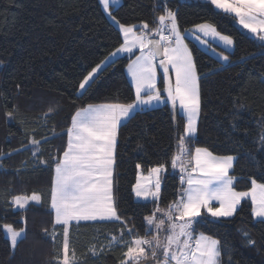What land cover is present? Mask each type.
Segmentation results:
<instances>
[{"label": "trees", "instance_id": "trees-1", "mask_svg": "<svg viewBox=\"0 0 264 264\" xmlns=\"http://www.w3.org/2000/svg\"><path fill=\"white\" fill-rule=\"evenodd\" d=\"M165 6L176 12L182 32L208 22L234 41V49L225 51L229 60L224 64L186 40L200 75L202 100L197 135L190 147L236 156L231 172L237 177L236 190H248L249 177L264 183L260 139L264 135V42L243 31L234 17L201 0H123L111 12L122 24L147 22L154 29ZM122 41L120 30L98 0H0V264H55L62 227L55 226V247L44 231L51 233L54 223L50 209L53 158L62 155L66 129L78 108L134 101V88L125 71L128 57L115 59L82 96L78 92L84 77ZM159 85L163 89L162 78ZM185 123L178 111L165 104L137 110L120 128L115 196L122 216L130 218L141 236L147 227L144 217L178 197L179 171L171 168V158ZM32 139L41 142L35 156ZM161 163L167 171L159 201L135 200L132 186L137 173ZM33 193L41 195L40 204L33 203L26 210L13 207V197ZM252 207L250 200H244L234 216L219 219L202 211L194 225L196 233L220 242L222 264H264V223L253 217ZM6 224L26 228V238L15 250L4 233ZM118 230L116 223L81 222L76 227L73 222L71 258L74 250L76 264H119L124 249L98 256L89 251L93 245L97 250L107 246L109 236Z\"/></svg>", "mask_w": 264, "mask_h": 264}, {"label": "snow or ice", "instance_id": "snow-or-ice-1", "mask_svg": "<svg viewBox=\"0 0 264 264\" xmlns=\"http://www.w3.org/2000/svg\"><path fill=\"white\" fill-rule=\"evenodd\" d=\"M205 2L219 12L234 17L244 29L264 42V0ZM100 3L124 37V43L110 56L114 58L119 53H132L133 48L139 47L140 55L128 65L136 99L127 104H88L78 108L71 116L65 133L66 147L62 155L53 158L54 174L50 189L53 231L48 233L47 229L44 230L46 235H51L55 247V226L62 227L63 240L61 249L53 257L55 264H76L74 250L70 258L69 237L73 222L76 227L81 222L118 224V233L109 236L107 246L101 245L97 250L93 245L89 251L98 256L114 248L124 249L119 264H222L220 242L203 233L194 237V225L202 216V210L203 214L214 218L234 216L245 198L251 199L253 217L264 223V183L249 177L251 187L247 191H237L234 187L237 177L230 174L236 156H218L207 147H195L194 150L190 147L198 131L202 100L200 75L185 40L190 35L215 52L208 38L224 49L233 46V39L221 34L214 24L208 22L181 32L176 12L166 6L163 14L158 16L154 29L147 22L139 26L121 24L110 11V5H119L120 0H100ZM137 27L140 28V35L130 43L129 36L134 35ZM152 36L159 39L150 38ZM218 55L223 61L229 59L223 52ZM157 67L163 70V89L157 87ZM100 68L101 65H97L84 77L79 85L81 96L87 90L86 85L91 87L95 82L94 73ZM165 101L171 104L174 113L178 106L179 113L186 119L183 134L178 139L177 152L171 158V168L179 169L181 188L177 199L168 205L167 210L156 206L150 215L144 217L147 227L145 235L141 236L135 231V224L130 223V218H125L120 212L114 193V155L120 128L132 118L136 108ZM52 111L49 109V113ZM8 115L11 117L12 114ZM260 139L264 145V135ZM30 143L35 146V156L41 151V142L32 139ZM136 168L139 170L141 165L137 164ZM165 171V164L161 163L149 169L148 177L138 172L136 183L132 186L135 196L159 201L161 174ZM153 177L154 186L150 187ZM41 199V195L36 193L18 195L12 198V205L26 210L30 201L40 204ZM213 201H217L219 206H213ZM4 228L10 246L15 250L18 243L26 238V228L15 230L10 224L4 225ZM161 233L165 234L163 239ZM249 243L255 242L249 239Z\"/></svg>", "mask_w": 264, "mask_h": 264}, {"label": "crops", "instance_id": "crops-1", "mask_svg": "<svg viewBox=\"0 0 264 264\" xmlns=\"http://www.w3.org/2000/svg\"><path fill=\"white\" fill-rule=\"evenodd\" d=\"M122 1L123 0H120V4L119 5H110V11L112 10V8H116V7H118V6H120L121 4H122ZM201 1H204V0H201ZM101 4V3H100ZM101 6V5H100ZM102 8V7H101ZM113 15V14H112ZM112 19V18H111ZM110 20V19H109ZM236 20V19H235ZM118 29H119V27H118V25H117V23L116 22H114L113 21V19L112 20H110ZM236 23L239 25V27L243 30V31H245L247 34H249L250 36H252V37H255L252 33H250L247 29H244L239 23H238V21L236 20ZM122 24V23H121ZM126 25V24H125ZM131 25H135V24H131ZM194 27V26H193ZM193 27H191L190 29H188V30H191V29H193ZM217 29V28H216ZM140 30H137V28L136 29H134V35L133 34H130V36H129V42L131 43L134 39H135V37L136 36H139L140 35V32H139ZM218 31V30H217ZM182 32V31H181ZM220 32V31H219ZM121 33V32H120ZM221 33V32H220ZM221 34H223V33H221ZM121 35H122V38H123V41H122V43H124V37H123V34L121 33ZM223 35H225V34H223ZM155 37H157V38H159L158 36H152V37H150V38H155ZM202 38H204V37H202ZM256 38V37H255ZM187 39H190V40H192L193 42H195L201 49H203L204 51H206V52H208L209 54H211L212 56H214L215 58H217L218 60H220L222 63H227L228 62V60L227 61H223V60H221L220 59V57H219V53H221V52H223V54L224 55H226V56H228L227 54H226V52L225 51H228V52H230V51H232L233 49H234V43H233V46L232 47H230V48H228V49H224L223 48V46L221 45V46H218L217 45V42L215 41V40H211L210 38H208L209 40H210V42L212 43V46L216 49L215 50V52H213V51H211L208 47H206L205 45H203V44H201V43H199L198 41H196L192 36H188L187 37ZM186 39V40H187ZM258 39V38H257ZM185 40V43L187 44V41ZM259 40V39H258ZM234 42V41H233ZM188 45V44H187ZM217 46V47H216ZM120 47V46H119ZM218 47H220V48H218ZM188 48H189V46H188ZM117 49V48H116ZM116 49L114 50V51H112L111 53H113V52H115L116 51ZM190 49V48H189ZM110 53V54H111ZM138 55H140V50H139V47H135V48H133V51H132V53H127V52H125V53H119V54H117V56L116 57H112L111 58V62H112V60L114 59H118V58H121V57H128L129 58V60H128V63H127V65H126V68H125V71H126V75H127V77H128V79H129V81L131 82V84L133 85V82H132V78H131V76H130V74H129V72H128V65L133 61V60H135L136 59V56H138ZM110 56V55H109ZM110 62V63H111ZM173 75V79H174V74H172ZM162 77H161V73H160V71H159V69H158V67H157V87H159L160 88V85H159V81H160V79H161ZM133 88H134V85H133ZM134 93H135V88H134ZM135 99H136V97L134 98V101L133 102H135ZM130 103H132V102H130ZM160 103H164V102H160ZM159 103V104H160ZM96 104H103V103H96ZM121 104H123V103H121ZM127 104V103H126ZM146 106V107H145ZM86 107V106H85ZM150 107H153L152 105H141V106H138L137 108H136V110L134 111V112H136L137 110H139V109H145V108H150ZM154 108V107H153ZM177 109H178V112H179V108H178V106H177ZM133 112V113H134ZM132 113V114H133ZM199 122V121H198ZM197 135V134H196ZM113 174H114V172H113ZM230 174H231V172H230ZM165 175V174H164ZM212 204H213V206H219V203L217 202V201H213L212 202ZM214 218V217H213ZM217 219H219V218H217Z\"/></svg>", "mask_w": 264, "mask_h": 264}, {"label": "rangeland", "instance_id": "rangeland-1", "mask_svg": "<svg viewBox=\"0 0 264 264\" xmlns=\"http://www.w3.org/2000/svg\"><path fill=\"white\" fill-rule=\"evenodd\" d=\"M99 1V3H100V0H98ZM205 1V0H204ZM101 5V7H102V9H103V5L102 4H100ZM103 11H104V9H103ZM104 13L106 14V16L110 19V20H112L111 19V17L108 15V13L107 12H105L104 11ZM135 25H141V24H135ZM138 28V27H137ZM140 32V31H139ZM255 38V37H254ZM257 39V38H256ZM110 55V54H109ZM107 56L100 64H98V65H101V68L100 69H97V73H94V77H96L100 72H101V70H103V68H105V66H107L108 64H110V60H111V56ZM224 64H226V63H224ZM96 67V66H95ZM94 67V68H95ZM92 71V70H91ZM90 71V72H91ZM88 75V74H87ZM86 75V76H87ZM83 82V81H82ZM86 87H87V85H86ZM78 92L80 93L81 92V90H80V88H79V90H78ZM133 103V102H132ZM165 104H167V102L165 101L164 103H156V102H153V104H152V106L153 107H159V106H163V105H165ZM146 107V106H145ZM153 107H150V108H153ZM219 156V155H218ZM114 158H115V155H114ZM114 169H115V164H114ZM176 170H178L179 171V169H176ZM114 172V171H113ZM139 173H141L142 174V176L143 177H148L149 176V171L148 172H143V171H139ZM166 173V171L164 172V173H162L161 174V189H162V186H163V179H164V174ZM113 181H114V174H113ZM154 182H155V177H153L152 178V184L151 185H149L150 187L151 186H154ZM184 187H186V185H184ZM181 188V187H180ZM237 191H239V190H237ZM241 191H247V190H241ZM114 193H115V185H114ZM36 194H39V193H36ZM161 194V193H160ZM32 195V194H31ZM31 195H19V196H31ZM134 197H135V200H137V201H153L152 200V198L151 197H149V199L148 200H143V199H138L136 196H135V193H134ZM42 198V197H41ZM250 200L251 201V199L250 198H245V199H243L242 201H244V200ZM41 201H42V199H41ZM241 201V202H242ZM36 204V202H33V201H30L29 202V205H31V204ZM28 205V206H29ZM14 207V206H13ZM15 209H19V208H17V207H14ZM159 208H161V209H163V210H167V208H168V206H165V207H159ZM203 211V210H202ZM157 215L158 216H160L161 214L160 213H157ZM148 216V215H147ZM255 219H258V218H255ZM6 225H9V224H6ZM14 228V227H13ZM15 230H19V229H16V228H14ZM4 233H5V235H6V237H7V233H6V230H5V228H4ZM153 234H155L154 232H153ZM201 233H196V232H194V237H198L199 235H200ZM164 233H161V239H163L164 238ZM206 235V234H205ZM8 238V237H7ZM213 238V237H212ZM215 239V238H214ZM70 258H71V256H70Z\"/></svg>", "mask_w": 264, "mask_h": 264}, {"label": "water", "instance_id": "water-1", "mask_svg": "<svg viewBox=\"0 0 264 264\" xmlns=\"http://www.w3.org/2000/svg\"><path fill=\"white\" fill-rule=\"evenodd\" d=\"M152 39H159V38L155 37V38H152ZM158 61H159V58H157V63H158ZM158 69H159V71H160V73H161V77H162V71H163V70H162L161 68H159V67H158ZM170 74H171V72H170ZM164 95L166 96V94H164ZM167 104H168V106H169V107L171 108V110H172L171 104H170V103H167ZM172 111H173V110H172ZM177 111H178V109H177ZM177 111H176V112H177ZM176 112H175V113H176Z\"/></svg>", "mask_w": 264, "mask_h": 264}, {"label": "built area", "instance_id": "built-area-1", "mask_svg": "<svg viewBox=\"0 0 264 264\" xmlns=\"http://www.w3.org/2000/svg\"><path fill=\"white\" fill-rule=\"evenodd\" d=\"M165 34H167V33H165Z\"/></svg>", "mask_w": 264, "mask_h": 264}]
</instances>
